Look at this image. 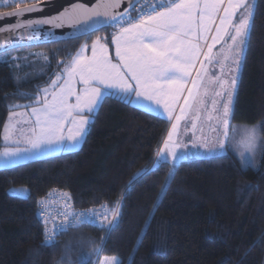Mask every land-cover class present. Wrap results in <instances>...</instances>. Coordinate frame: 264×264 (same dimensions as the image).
<instances>
[{
	"label": "trees",
	"instance_id": "obj_1",
	"mask_svg": "<svg viewBox=\"0 0 264 264\" xmlns=\"http://www.w3.org/2000/svg\"><path fill=\"white\" fill-rule=\"evenodd\" d=\"M256 5L232 125L264 122V0ZM112 34L105 27L0 54V148L9 107L26 108L83 43L99 36L110 45ZM168 128L161 116L109 97L91 117L77 150L1 168L0 264H96L103 255L116 256L121 264H264V160L241 172L231 149L227 158L180 161L166 194L161 185L169 163L134 189L129 186L118 226L103 242L102 229L83 225L57 235L54 247H41L40 197L60 189L71 194L77 209L113 205L129 180L151 166ZM260 136L264 141V132ZM21 187L28 189L24 198L9 193ZM94 244L101 251L89 255Z\"/></svg>",
	"mask_w": 264,
	"mask_h": 264
},
{
	"label": "snow or ice",
	"instance_id": "obj_2",
	"mask_svg": "<svg viewBox=\"0 0 264 264\" xmlns=\"http://www.w3.org/2000/svg\"><path fill=\"white\" fill-rule=\"evenodd\" d=\"M3 2L14 5V11L0 16L22 17L24 13L42 10L39 0H30L31 6L23 8L21 4L28 0ZM119 5L120 0H101L91 9L82 4L73 6V12L80 13L85 23L94 24L97 21L93 17H103L106 26L114 27L111 44L97 36L91 44V56L84 55L88 45H82L80 52L26 106L30 109L27 119H24L26 112L18 111L21 105L9 107L3 125L5 146L0 148V164L8 167L45 152L75 150L84 139L91 117L109 97L138 104L149 114L166 116L170 128L156 149L151 166L136 173L120 198L111 206L102 205V211L94 208L86 213L74 211L68 192L61 193L63 199L55 214L52 192L38 199L37 218L44 225L42 248L54 247L57 235L83 225L102 229L103 242L118 226L130 187L134 189L144 177L170 162L169 174L161 185V192L166 194L174 178L176 161L187 156L188 143L180 133L182 122H185L184 135L191 132L192 148L225 158L231 149L241 172L256 169L264 160V141L260 140L264 122L244 128L239 141L231 139L240 70L250 43L256 0H153L150 6L145 0L135 17L128 10L115 12ZM128 7L134 9L135 0H129ZM68 15L65 12L47 19L18 20L8 30L55 24ZM218 44L221 48L214 51ZM112 46L115 62L110 54ZM217 67L219 72H209V68ZM22 124L28 128L24 129ZM206 126L212 135L205 134ZM11 191L15 198H24L22 194L28 189ZM100 251V246L94 244L89 255ZM99 264H121V261L111 256L99 260Z\"/></svg>",
	"mask_w": 264,
	"mask_h": 264
},
{
	"label": "water",
	"instance_id": "obj_3",
	"mask_svg": "<svg viewBox=\"0 0 264 264\" xmlns=\"http://www.w3.org/2000/svg\"><path fill=\"white\" fill-rule=\"evenodd\" d=\"M41 11H35L30 13H24L22 17L17 16H0V54L28 46L44 45L48 43H54L59 41L73 40L100 31L107 27L104 24L103 17L96 18V23H85L78 12H73L74 5H84L86 8H93L101 0H42L39 1ZM140 0H135V6ZM25 5L21 6L28 7ZM129 0H120L119 7L114 11L117 13H123L129 9ZM14 8L3 12H13ZM68 13L62 21H57L55 24H40L33 25L31 28H18L14 31L8 30L10 26L17 23L18 20L24 22L28 20L47 19L50 17L59 16L61 13ZM80 19L77 23L76 20ZM95 29V30H94Z\"/></svg>",
	"mask_w": 264,
	"mask_h": 264
},
{
	"label": "rangeland",
	"instance_id": "obj_4",
	"mask_svg": "<svg viewBox=\"0 0 264 264\" xmlns=\"http://www.w3.org/2000/svg\"><path fill=\"white\" fill-rule=\"evenodd\" d=\"M97 38V37H96ZM95 38V39H96ZM210 42V41H209ZM85 43H83L82 45H84ZM81 45V46H82ZM222 45H217L216 48L214 49V51H218L220 48H221ZM81 48V47H80ZM206 50V48H205ZM110 51H111V48H110ZM197 67H199V65H197ZM241 68H242V65H241ZM212 71H215V72H219V68H209V72H212ZM241 72V70H240ZM135 104V103H134ZM18 111H22V112H26L27 115L24 117V119H27L29 116H30V109L28 107L24 108V109H19ZM160 113H162V109L159 110ZM178 111V109H177ZM159 116H161L162 118L166 119V116H163V115H160V114H157ZM168 121V120H167ZM7 122V119L6 121ZM169 122V121H168ZM260 123H255V124H250V125H243V124H236V125H232L233 129H234V133L232 134L231 136V139L233 142H236V141H239L240 138H241V135H242V130L244 128H252V127H255L257 125H259ZM184 125H185V122H182L181 123V129H180V133H181V138L186 142L188 143V150H187V156L186 158L184 159H181V160H177L176 161V164L175 166L182 160H186V159H189V158H208V157H212L213 155H209L205 152H203V150H198V149H194L191 147V132H188L187 135H184ZM190 126V125H189ZM21 127H23L24 129H27L28 128V125L26 124H22ZM169 128H170V122H169ZM168 128V130H169ZM167 134V133H166ZM205 134L206 135H212V133L210 132V129L206 126L205 127ZM19 135V133H18ZM197 135H200V132H199V126H198V130H197ZM85 137V136H84ZM260 140H261V136H260ZM83 141V140H82ZM81 141V143H82ZM2 143H3V147L5 146L4 145V141H3V138H2ZM80 143V145H81ZM79 145V146H80ZM11 146V145H10ZM78 148V146H77ZM77 148L75 150H77ZM74 151V150H73ZM180 151L183 153L184 152V149H180ZM65 152H70V151H50V152H45L41 155H38V156H35V157H32L31 159H22V160H19L17 161L15 164L11 165V166H14V165H18V164H22V163H25V162H29V161H32V160H35V159H40V158H44V157H47V156H51V155H54V154H59V153H65ZM218 156V155H216ZM170 164V162H169ZM11 166H8V167H11ZM1 168H7L5 167L3 164H0V169ZM22 188V187H21ZM13 189H19V188H13ZM13 189H10L9 193L12 194V191ZM24 197L27 195V193H23L22 194ZM105 257H111V256H101L100 258H98L97 260V263L96 264H99V260L101 259H104Z\"/></svg>",
	"mask_w": 264,
	"mask_h": 264
},
{
	"label": "built area",
	"instance_id": "obj_5",
	"mask_svg": "<svg viewBox=\"0 0 264 264\" xmlns=\"http://www.w3.org/2000/svg\"><path fill=\"white\" fill-rule=\"evenodd\" d=\"M39 1H42V0H39ZM28 2H30V0H28ZM26 2V3H28ZM153 3V0H147V6H150L151 4ZM10 4H12V0H10ZM24 4V3H22ZM21 4V5H22ZM145 4V0H140V2L135 6L134 9H132L130 12L132 14L133 17H135L137 15V10ZM0 7H9V8H14V5L13 6H8V5H5L3 0H0ZM108 27V26H107ZM110 31L114 32L116 29L114 27H108ZM52 192L53 194V200H52V203H53V208H52V212L55 214L58 210H59V202L63 199V197L61 196V193L63 192H68V191H64V190H52L50 191ZM69 193V192H68ZM70 194V193H69ZM48 195V194H47ZM46 196H42L40 198H43V197H47ZM71 195V194H70ZM72 198V196H71ZM71 204H72V209L76 212H87L88 209H77L73 206V200L71 199ZM105 205V204H103ZM102 205L94 208L96 209L97 211H102ZM37 212H38V209H37ZM37 212H36V216H37ZM38 220V218H37ZM44 226V225H43ZM71 229V228H70ZM57 237V236H56ZM56 237H55V240H56Z\"/></svg>",
	"mask_w": 264,
	"mask_h": 264
},
{
	"label": "crops",
	"instance_id": "obj_6",
	"mask_svg": "<svg viewBox=\"0 0 264 264\" xmlns=\"http://www.w3.org/2000/svg\"><path fill=\"white\" fill-rule=\"evenodd\" d=\"M101 40H102V39H101ZM102 42H103V41H102ZM85 44L88 45V48L85 50L84 55H86V56H91V44H92V42L89 43V44H88V43H85ZM80 50H81V48L78 50V52H80ZM78 52H77V53H78ZM77 53H76V54H77ZM76 54H75V55H76ZM110 54H111V56H112V58H113V61L115 62V49H114V46L111 47ZM131 104L134 105V106H136V107H138V108H141L140 105H138V104H134V103H131ZM141 109H142V108H141ZM2 137H3V130H2ZM79 145H80V144H79ZM79 145H78V148L80 147ZM78 148H77V149H78ZM35 160H36V159H35Z\"/></svg>",
	"mask_w": 264,
	"mask_h": 264
},
{
	"label": "bare ground",
	"instance_id": "obj_7",
	"mask_svg": "<svg viewBox=\"0 0 264 264\" xmlns=\"http://www.w3.org/2000/svg\"><path fill=\"white\" fill-rule=\"evenodd\" d=\"M29 4H31L30 2H28V3H24V4H22L21 6H25V5H29Z\"/></svg>",
	"mask_w": 264,
	"mask_h": 264
}]
</instances>
